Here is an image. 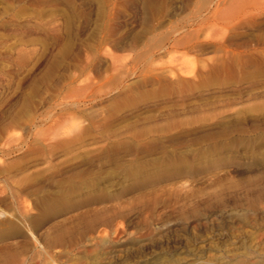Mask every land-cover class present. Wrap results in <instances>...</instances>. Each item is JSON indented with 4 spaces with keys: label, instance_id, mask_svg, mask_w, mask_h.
Segmentation results:
<instances>
[{
    "label": "rangeland",
    "instance_id": "obj_1",
    "mask_svg": "<svg viewBox=\"0 0 264 264\" xmlns=\"http://www.w3.org/2000/svg\"><path fill=\"white\" fill-rule=\"evenodd\" d=\"M181 236L264 264V0H0V264Z\"/></svg>",
    "mask_w": 264,
    "mask_h": 264
},
{
    "label": "bare ground",
    "instance_id": "obj_2",
    "mask_svg": "<svg viewBox=\"0 0 264 264\" xmlns=\"http://www.w3.org/2000/svg\"><path fill=\"white\" fill-rule=\"evenodd\" d=\"M139 169H141V168H139ZM137 171H140V170H137ZM99 217H100V215H99ZM85 220H87V219H85ZM60 236H58V237H60ZM191 238H192L191 236H181V237H176V238H173V239H168L166 241H159L157 243H153V242L152 243H149V242L147 243L146 242V243H144L143 246L140 245L139 247H136L134 252H130L129 254L125 255L124 258L123 257L121 259L118 258L117 260H115V262H118V263L120 262V263L124 264L126 262H131V261H136V260L138 261L139 259H142V257H146V256H148L149 253H153L156 250H160L161 251L160 254H158V258L157 259H159L160 257H167V258L173 259L174 257L179 255L180 253L185 252L187 250V245L189 244V240ZM194 242H195V240H194ZM7 248H5V249H7ZM3 250H1V251L3 252ZM10 253L11 252H9V254ZM49 257H50L52 262L57 263L55 257H53L52 255H49ZM145 262L151 264L150 262H152V261L146 260Z\"/></svg>",
    "mask_w": 264,
    "mask_h": 264
}]
</instances>
